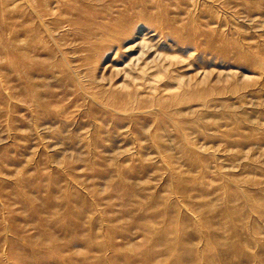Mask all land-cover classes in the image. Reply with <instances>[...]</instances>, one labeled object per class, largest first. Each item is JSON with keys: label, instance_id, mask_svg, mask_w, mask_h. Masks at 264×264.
Instances as JSON below:
<instances>
[{"label": "rangeland", "instance_id": "rangeland-1", "mask_svg": "<svg viewBox=\"0 0 264 264\" xmlns=\"http://www.w3.org/2000/svg\"><path fill=\"white\" fill-rule=\"evenodd\" d=\"M0 264H264V0H0Z\"/></svg>", "mask_w": 264, "mask_h": 264}]
</instances>
